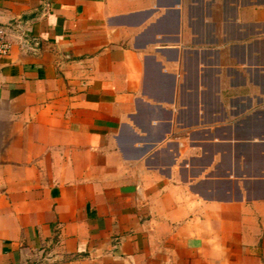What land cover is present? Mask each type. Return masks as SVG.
I'll return each mask as SVG.
<instances>
[{
  "label": "crops",
  "instance_id": "1",
  "mask_svg": "<svg viewBox=\"0 0 264 264\" xmlns=\"http://www.w3.org/2000/svg\"><path fill=\"white\" fill-rule=\"evenodd\" d=\"M0 264H264V0H0Z\"/></svg>",
  "mask_w": 264,
  "mask_h": 264
},
{
  "label": "built area",
  "instance_id": "2",
  "mask_svg": "<svg viewBox=\"0 0 264 264\" xmlns=\"http://www.w3.org/2000/svg\"><path fill=\"white\" fill-rule=\"evenodd\" d=\"M15 44L23 51L35 52L39 49L40 40L29 36L21 22H13L8 26L0 23V58L8 56Z\"/></svg>",
  "mask_w": 264,
  "mask_h": 264
}]
</instances>
